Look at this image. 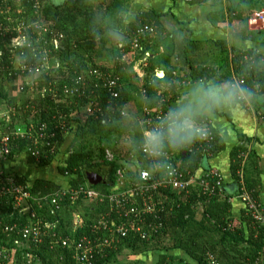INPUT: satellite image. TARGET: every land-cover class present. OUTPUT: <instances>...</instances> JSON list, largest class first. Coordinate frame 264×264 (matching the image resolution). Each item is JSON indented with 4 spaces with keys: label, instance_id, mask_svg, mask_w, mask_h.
<instances>
[{
    "label": "built area",
    "instance_id": "1",
    "mask_svg": "<svg viewBox=\"0 0 264 264\" xmlns=\"http://www.w3.org/2000/svg\"><path fill=\"white\" fill-rule=\"evenodd\" d=\"M27 2L32 6L24 12L21 0H0V46L1 39H4L7 50L5 53L0 48V79L7 93V98H0V163L12 154L20 140L27 141L23 149L36 163L41 158L55 157L59 153L63 139L72 133L75 121L59 110L51 115L44 101L42 104L40 102L47 94L55 102L72 98L83 100L81 98L85 97V104L78 117L84 115L86 120H100L106 113L104 107L99 105L100 96L97 91L103 89L108 95L106 109L112 113L118 110L122 116L127 114L125 108L116 102L123 86L122 78L97 66L68 76L67 82L63 80L61 92L55 89L54 84L58 81L53 76L52 69L58 68L60 64L52 53L63 47L64 35L44 25L39 0ZM256 18L263 25L264 16ZM156 33L157 28L153 22L140 23L131 34L128 47L120 46L122 60L127 59V63L132 64V75L139 81L137 95L141 100V107L136 121L141 131L154 124L170 107L172 86H176L177 91L194 82L178 68L172 69L170 81L160 84L156 90L155 104L147 105L142 84L144 69L151 54L144 50L143 42ZM259 56L258 63L264 60V55L259 53ZM253 58L255 56L252 54L242 55L239 65H253ZM234 70L233 67L230 80L254 87L258 93L261 104L258 105L257 116L264 123V81H257L255 75L248 73L252 81V85H249L245 76L238 75ZM155 74L159 77L164 75L162 70H156ZM212 74L218 76L220 72L215 69ZM48 113L50 120H47ZM43 114H46L45 119ZM206 127L207 137L192 145L187 150L189 154L200 152L204 157L211 155L214 137L209 121H206ZM72 152L73 149L69 148L67 153ZM249 154V147L238 153V197L245 204L254 226L263 230L264 234V207L252 196L245 183ZM175 158V154L169 157L165 179L147 170L148 162L142 153L131 151L129 159L116 169L115 181L108 191H97L84 183L75 188L60 187L38 198L31 195L27 185L18 184L13 177H2L0 171V197H10L13 209L25 217V220L16 219L3 225L0 234V264H67V259L72 264H94L95 259L107 257L110 251L116 250L123 238L132 236L148 240L151 233L161 229V224L155 223L154 218L164 210L163 201L170 202L169 210L172 211L174 201L179 197L190 196L193 188L207 198L222 194V178L217 170L200 167L192 170L186 163L175 161ZM105 159L114 160L108 149H105ZM199 169L201 174L197 173ZM157 195L161 202L155 201L154 197ZM80 198L98 202L103 205V210L96 213L93 208L88 207L93 213L84 216L81 211L73 209L70 222L60 224L56 214L57 210L62 209L60 204L65 199L74 204ZM31 199H48L54 220L47 219L37 207H33ZM201 207L202 202H197V208L200 210ZM147 216H152V219L147 220ZM220 227L223 231H232L235 224L227 221ZM42 248L48 252L57 251L58 260L52 263L48 258L44 259L46 255ZM207 264L220 262L213 254L208 253ZM253 264H264V249L254 258Z\"/></svg>",
    "mask_w": 264,
    "mask_h": 264
},
{
    "label": "trees",
    "instance_id": "2",
    "mask_svg": "<svg viewBox=\"0 0 264 264\" xmlns=\"http://www.w3.org/2000/svg\"><path fill=\"white\" fill-rule=\"evenodd\" d=\"M22 11H28L31 8V3L27 0H21ZM76 1L73 0L67 7H53L49 0H39L41 4V19L44 25L49 27H56V30L64 35L63 47L57 51H53V55L59 59V67L53 68V76L57 79L58 83L54 84L56 90L61 92V85L63 80L68 81V76L75 72H80L88 69L89 67L97 66L111 74L119 75L122 78L123 86L120 89V96L116 99L118 105L125 108L127 114L131 113L133 107H141V100L135 98L138 96V84L139 81L133 77L131 72L132 64L127 63V59L122 60V53L120 47L115 48V51H111L108 59H103V51L108 46V38L110 36V30H116L114 25L109 27L106 31L103 28H97L94 25V21L98 14H103L105 20V10L98 12L93 10H83L77 6ZM118 1V0H117ZM185 1V0H184ZM206 0H194L187 2L189 4L203 3ZM214 1V0H213ZM226 12L229 23L234 27L239 28L241 39H246L254 42L264 43V28L258 31H249L248 20L253 12L261 11L264 8V0H225ZM222 12V11H221ZM81 16L82 23H77L75 15ZM224 12H222V15ZM150 19V20H149ZM153 22L157 28V33L149 40L143 42L144 50L150 52L151 56L148 58L147 67L145 70V77L143 78V89L145 90V101L148 106L155 104L157 100L156 90L162 83H168L171 79L172 69L178 68L184 72L186 77L193 80H199L203 77L210 78L213 76L212 71L208 68L199 66L194 68V63L191 60L189 47L193 46V42L189 40V35L184 28H181V33L185 34V38L182 41H176L172 39V32H167L160 26V22L156 17H150L147 20L141 22L148 23ZM73 25L71 29L70 26ZM118 24H121L119 21ZM140 23H125L122 25V34L124 39L120 42L125 48L129 45V39L132 32L138 27ZM118 31V30H117ZM103 38H107L108 43L103 41ZM2 51L7 53L5 49V40L1 39ZM104 42V43H103ZM102 44V47H101ZM218 44V43H217ZM222 44V43H221ZM104 46V47H103ZM99 48L103 50L99 52ZM162 48V53L159 58L154 59L153 49ZM228 49L222 47L220 58V74L217 76V82H223L230 80L229 65L232 64L234 71L238 75H244L246 83L252 85L251 75L256 76L257 81H264L263 69L254 67L253 65H239V60L242 55L252 54L256 58L258 64L259 53L256 51H240L232 49L234 56L230 58L228 55ZM111 60V61H109ZM108 61V62H107ZM239 66V67H238ZM157 69H161L164 72L163 77H159L155 74ZM251 74V75H248ZM53 77V78H54ZM172 95L176 91V86L171 87ZM99 94V105L105 109L106 116L100 120H94L88 118L84 123L78 117L81 112L82 106L85 104V97L80 100L78 98L72 99H60L55 102L50 95H46L40 102L47 106L49 113L54 114L59 110L65 114L67 118L74 120L75 125L72 128V134L74 138H78L79 146L75 148L73 144V152L68 154L64 162L58 164V174L64 178L66 186L75 188L79 184H88L91 188L97 191H108L110 186L115 181V172L118 167L129 159L130 141L136 139L141 130L139 129L136 121V116L131 118V125L126 129L127 146H119L117 141L121 135L123 121H127V116H122L120 111L116 110L113 113L108 111L106 100L108 98L107 93L103 89L97 91ZM176 96V95H175ZM0 98H7L6 89L0 79ZM62 98V96H61ZM138 100V103L136 102ZM143 100V101H144ZM258 105H260V99H257ZM136 103V104H135ZM48 113L47 120H50ZM44 119L46 114H43ZM104 120V122L102 121ZM130 123V121H127ZM135 124L137 127H132ZM213 141L211 142V154H215L219 150L223 149V143L212 129ZM75 140V139H74ZM27 141H18V147L13 151L7 160L16 159V156L23 155L28 163L41 167L42 165H49L50 163L57 161L58 154L55 157L47 159L41 158L38 163L34 158L29 157L24 151V145ZM110 148L114 154L113 161H107L105 159V149ZM245 147L238 146L234 149L231 162V172L234 178V182L237 183V169L239 167V155L240 151H244ZM250 155V154H249ZM208 156V154H207ZM204 155L200 152L189 154L186 151L178 153L175 161H181L186 163L192 170L198 169L201 165V161ZM3 165L2 162L0 166ZM90 170L96 172V170L105 172L107 178L105 182L90 184L86 180L85 171ZM1 176L13 177L17 180L18 184L27 185L33 197H42L54 190L63 187L53 181L46 179H35L32 182H27L26 178L18 173H6L3 167H0ZM38 173V172H37ZM1 177V179H2ZM246 187L251 192L252 196L256 199L258 196V188L254 185V182L245 178ZM239 186V185H238ZM238 189L233 193H225L221 195H215L211 197H205L198 189H192V194L188 197H179L174 201L173 210H169L170 202L166 203L164 210L158 213L157 218H154L155 223L161 224V229L150 234L148 240H139L135 237L128 236L121 240L116 250L110 251L107 257H99L95 259L94 264H111V262L118 260L121 256V251L128 249L134 256L143 255L146 258L148 254L155 257V260L146 263L143 259V264H171L172 261L187 260V264H207V254L211 253L220 264H253L254 258L257 254L264 249V234L263 230L257 229L249 214L244 209L242 210L240 221L232 218L231 216V202L232 196L238 195ZM155 201H159V195L155 196ZM163 200V198H162ZM33 207H37L38 211L43 214L47 219L54 220L50 211L52 210L50 202L46 200H30ZM86 200L80 198L74 204L69 199H65L61 203L62 209L57 210L56 214L59 217L60 224H66L70 222V215L73 209L81 211L85 215H90L93 210L98 213L103 210V205L98 202L91 203L90 205L84 204ZM202 202V207L199 210L197 208V202ZM178 204V205H177ZM195 206V207H193ZM16 219H23L25 217L18 214L17 210L13 209L12 199L8 196L0 197V234L3 225L11 223ZM152 216H147V220H151ZM227 221H233L235 224L234 230L223 231L220 227L224 226ZM62 230L64 228H61ZM168 239V241H166ZM44 249V250H43ZM178 251V252H177ZM42 252L46 255L44 259L48 258L50 262H56L58 259V252H48L45 248H42ZM177 253V254H176ZM139 262V260H138ZM136 262L142 264V262ZM67 264H72L67 259Z\"/></svg>",
    "mask_w": 264,
    "mask_h": 264
},
{
    "label": "crops",
    "instance_id": "3",
    "mask_svg": "<svg viewBox=\"0 0 264 264\" xmlns=\"http://www.w3.org/2000/svg\"><path fill=\"white\" fill-rule=\"evenodd\" d=\"M71 1L73 0H49L53 7L60 8H66ZM76 3L77 6L79 5V7H81V11L93 10L95 12H101L105 10V14L107 13L106 19L111 20V24L114 25L115 28L117 25V29L114 31L118 30L117 32L120 34L123 33L121 28L125 23H141L150 17H156L160 22V26L167 32H172L173 29L180 32V30H182L181 28H184L183 30L187 31L189 35V40L193 42V46L189 47L188 54L194 63V68L202 66L208 68L210 71H215V69H217L220 72L218 67L220 66V58L222 57L220 52L222 47L228 49L227 52L230 61V56H234L232 49L240 51L253 50L256 51V53L264 55V43L241 39V42L233 44L225 38V30L229 28V26H232L226 15V1L216 2L213 0H206L203 3L189 4L184 0H78ZM209 3L215 5L216 12L210 17L211 23H205L201 16V10ZM121 9H127L131 11L133 15L130 20H124L121 24H118L119 21H121L118 16ZM221 11L224 12L223 15ZM260 12L258 16H264V11L262 10ZM256 17L251 18L250 16L248 20L249 31H258L264 28V22L262 25L259 20H256ZM75 19L77 21L82 18L76 14ZM236 24L237 21L233 26ZM124 38L115 42L109 36L107 51L106 49L103 51V59H108L111 51H115V48L122 45L120 42ZM103 41H107V38H103ZM162 52V48L153 49L154 59L159 58ZM205 53L208 55H205ZM205 56L208 57V60H203V57ZM232 69L233 66L231 64L229 65L230 75ZM160 70L161 69H157V71ZM216 78L217 76H211L210 78L203 77L201 78V81H207L209 83L214 81L217 82ZM196 81L199 80H194V82ZM187 86L175 91L174 95L171 97L170 106L181 98L182 93ZM257 112L258 102H255L250 105H237L234 108L219 112L207 120L210 122V125L217 136L221 139L223 149L215 154L206 156L205 164L203 163V157L201 161L202 163L199 167L203 169L210 168L219 172L222 178V194L225 193V191L227 193L236 192L237 189L239 191V181L237 180V183L234 182L231 172L232 155L234 149L238 146H242V144L245 148L249 147L250 155L245 168V178L248 177V179L252 180L254 185L258 188V196L256 199L261 203L262 207H264V123L258 118ZM73 142L74 134H67L61 144L57 161H54L49 165L37 167L28 163L23 155H19L20 157L17 156V159L4 160L2 162L3 165L0 167H3V170L6 173L11 172L23 175L27 182H32L38 177V179L53 181L64 187L66 186V182H64V178L58 174V164L64 162L68 155V149H73ZM177 155L178 153L175 154L176 157ZM38 170L42 171L41 175H38ZM197 173L201 174L200 169ZM230 202L232 218L240 221L241 212L244 209L245 204L238 195L232 196ZM91 203L94 204L91 200H86L84 202L86 205H90Z\"/></svg>",
    "mask_w": 264,
    "mask_h": 264
},
{
    "label": "clouds",
    "instance_id": "4",
    "mask_svg": "<svg viewBox=\"0 0 264 264\" xmlns=\"http://www.w3.org/2000/svg\"><path fill=\"white\" fill-rule=\"evenodd\" d=\"M215 12L214 4L205 5L201 10L204 22L211 23L210 17ZM132 15L133 13L127 9H121L118 13L121 22L130 20ZM94 25L105 31L112 26L111 20L106 21L103 14L97 15ZM225 32V38L231 43L241 42L239 28L229 26ZM184 38V33L172 30L173 40L179 42ZM253 66L264 69V60L257 64L253 58ZM257 99L258 93L254 87L244 86L238 81L225 80L212 83L196 81L185 88L181 98L168 107L154 124L144 128L136 139L130 141V149L143 154L150 173L166 179L169 157L186 151L192 145L204 140L208 135L207 120L237 105L254 104ZM132 127L137 125L133 124Z\"/></svg>",
    "mask_w": 264,
    "mask_h": 264
},
{
    "label": "rangeland",
    "instance_id": "5",
    "mask_svg": "<svg viewBox=\"0 0 264 264\" xmlns=\"http://www.w3.org/2000/svg\"><path fill=\"white\" fill-rule=\"evenodd\" d=\"M214 1H216V2H219V1H222V0H214ZM246 2L248 1V0H245ZM263 11H264V8L262 9ZM261 10V11H262ZM259 12L260 11H257V12H253L252 14H251V18H254V17H256V16H258L259 15ZM260 13H262V12H260ZM82 21H83V19H79V20H77L76 22L77 23H82ZM261 25V24H260ZM49 27V26H48ZM49 28H51L53 31H57L56 30V27H49ZM70 28L72 29L73 28V25L71 24V26H70ZM57 32H59V31H57ZM118 41H120V40H118ZM117 41V42H118ZM106 42V41H105ZM107 43V42H106ZM101 47H102V44H101ZM104 47V46H103ZM103 49L102 48H99V52H101ZM106 51H107V47H106ZM205 55H208V54H206L205 53ZM207 56H205V57H203V60H208V57L206 58ZM59 60V59H58ZM109 61H111V60H109ZM108 62V61H107ZM6 87H8L9 88V85H6ZM135 98H139L138 96H135ZM136 99V102L138 103V100ZM136 104V103H135ZM137 106H135V107H133L132 108V110H131V113H129V115L128 114H126V116L128 115L129 117H127L128 119H127V121L129 120L130 121V123H128L127 121H123V126H122V131H121V135L118 137V141H117V143H118V145L119 146H127L128 144H127V140H126V129H128L129 128V125L128 124H132L131 123V118H133L134 116H136V115H138V113L140 112V108L138 107V104H136ZM75 140H74V146H75V148H74V150L76 149V148H78V146H79V140H78V138L76 137V138H74ZM106 149H108V150H110L111 151V149L110 148H106ZM111 153L113 154V152L111 151ZM20 157V156H19ZM18 157V158H19ZM113 157H114V154H113ZM115 158V157H114ZM17 159V158H16ZM48 171V170H47ZM85 173H86V181L88 182V183H92L94 180H95V176H94V172L93 171H90V170H87V171H85ZM42 174V171L41 170H38V175H41ZM166 241H168V239L166 240ZM143 259L145 260V261H147L146 263H150V262H152V261H154L155 260V257H153V256H151V254H148V256L146 257V258H143V255H139V256H134L132 253H131V251L130 250H128V249H124V250H122L121 251V256L119 257V259L118 260H115V261H113V262H111V264H137L136 262H138V260H139V262H142V264H143ZM189 259H187V260H182V261H172V263L171 264H187V261H188ZM138 262V263H139Z\"/></svg>",
    "mask_w": 264,
    "mask_h": 264
},
{
    "label": "water",
    "instance_id": "6",
    "mask_svg": "<svg viewBox=\"0 0 264 264\" xmlns=\"http://www.w3.org/2000/svg\"><path fill=\"white\" fill-rule=\"evenodd\" d=\"M109 34H110V37L112 38V40L115 41V42L118 41V40H121V38H124V35L120 34L117 31H114V30H110ZM80 119L83 122L86 121V117L84 115H80ZM203 163L204 164L206 163V157H204ZM94 176H95L94 177L95 180L92 182V184L105 182V180L107 178V174L105 172H101V171H98V170H96V172H94Z\"/></svg>",
    "mask_w": 264,
    "mask_h": 264
}]
</instances>
